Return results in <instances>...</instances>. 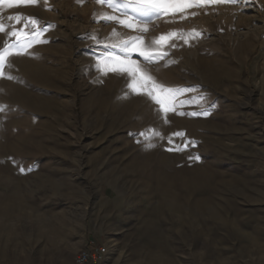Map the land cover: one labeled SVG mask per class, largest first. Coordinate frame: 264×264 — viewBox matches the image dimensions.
<instances>
[{"label":"rangeland","instance_id":"374dc122","mask_svg":"<svg viewBox=\"0 0 264 264\" xmlns=\"http://www.w3.org/2000/svg\"><path fill=\"white\" fill-rule=\"evenodd\" d=\"M105 14L125 19L97 0L0 6V47L27 18L39 30L0 77V264H73L90 242L105 264H264V0L169 10L147 31ZM133 36L186 114L98 70Z\"/></svg>","mask_w":264,"mask_h":264},{"label":"snow or ice","instance_id":"6c2138e0","mask_svg":"<svg viewBox=\"0 0 264 264\" xmlns=\"http://www.w3.org/2000/svg\"><path fill=\"white\" fill-rule=\"evenodd\" d=\"M38 0H0V6H6L12 8L24 5H35ZM98 3L107 4L114 11L121 13L125 19H119L114 15H104V19L108 22L117 20L121 25L129 28L135 29L137 31H147V27H139L140 25H147L151 22L153 18L159 17L165 14L169 10H181L184 7H201L206 3L214 2H225V0H196L194 3H177L175 0H97ZM235 2V0H231ZM195 14V13H194ZM9 20H14L19 23L23 18L19 15L8 17ZM28 24L36 25L37 21L31 18H27L25 23V29H27ZM25 29H15L7 33L9 40L14 38V42L9 43L8 40L5 41L3 47H0V77L5 76L4 69L10 68L11 64L9 58L13 55H23L32 47L33 43L37 42L39 39V30L34 29L32 33L26 31ZM5 31V25L0 22V32ZM113 35H118L115 30H113ZM201 34L195 32L194 30L189 33H176L172 32L167 35H161L159 41H166L167 38L176 37H187V38H197ZM94 38V37H93ZM139 41V43H138ZM154 43L158 41L154 40ZM188 39H185V43ZM107 47V46H106ZM113 48L120 49V55L116 53H106L102 57L97 59L98 70H101V65H103V72L107 74L108 72H113L121 75H126L128 77L127 87L134 94H142L147 96L156 105L159 106L158 111H161L165 115V119L168 112H176V114L184 115L186 113L178 112L177 109L183 106V102L179 101L178 97L185 90L179 88L167 87L159 82L148 72L146 68H143L137 60L132 59L133 54H137L142 57L147 63L155 62L156 59L161 58L155 55L149 48L143 46L142 38L139 36L129 37L127 40L120 41L111 45ZM166 55V53L162 54ZM8 79L13 77L7 76ZM188 115L196 116L199 114L207 115V111L203 113L191 112ZM155 134V133H153ZM143 135V134H142ZM173 136L183 137V132L174 133ZM169 143L173 144V140L170 137ZM191 142H186L181 146H175L173 149L176 151H183L188 144ZM198 159V157H197ZM23 171V169H22Z\"/></svg>","mask_w":264,"mask_h":264},{"label":"built area","instance_id":"2783aa9c","mask_svg":"<svg viewBox=\"0 0 264 264\" xmlns=\"http://www.w3.org/2000/svg\"><path fill=\"white\" fill-rule=\"evenodd\" d=\"M109 250L106 245L90 242L74 256L73 264H105Z\"/></svg>","mask_w":264,"mask_h":264}]
</instances>
